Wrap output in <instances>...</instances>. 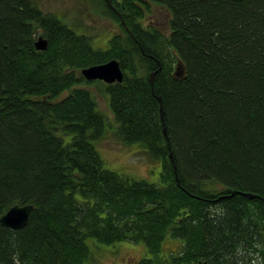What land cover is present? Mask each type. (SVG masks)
<instances>
[{"label": "trees", "instance_id": "trees-1", "mask_svg": "<svg viewBox=\"0 0 264 264\" xmlns=\"http://www.w3.org/2000/svg\"><path fill=\"white\" fill-rule=\"evenodd\" d=\"M99 1L121 28L107 49L35 0H0V218L33 206L23 229L0 224V264H99L89 240L95 256L143 244L136 264H264V0H112L117 14ZM151 5L168 34L142 26ZM110 60L121 83L81 76ZM93 84L159 185L104 168ZM167 237L180 245L163 256Z\"/></svg>", "mask_w": 264, "mask_h": 264}, {"label": "rangeland", "instance_id": "rangeland-1", "mask_svg": "<svg viewBox=\"0 0 264 264\" xmlns=\"http://www.w3.org/2000/svg\"><path fill=\"white\" fill-rule=\"evenodd\" d=\"M35 1L42 11L55 14L77 33L91 37L92 45L96 49H107L110 39L121 32V28L115 19L101 16L102 4L99 0ZM168 19V13L164 8L151 5L150 12L145 15L141 23L143 27L155 26L159 32L166 35L168 34ZM83 87L95 93L98 108L106 115V131L108 132L101 141L95 143V148L103 161L104 168L133 180L159 185V165H153L149 162L136 146H125L116 138L114 133L116 124L107 108V101L100 85H83ZM87 243L92 249L94 260L99 264H136L140 259L149 257L143 244L140 243L133 244L123 241L105 246L103 247L105 249L98 250L97 256H95L94 243L91 240ZM177 245H180L178 240L167 237L162 244L161 255L166 256ZM259 262L260 260L257 259V263Z\"/></svg>", "mask_w": 264, "mask_h": 264}, {"label": "water", "instance_id": "water-1", "mask_svg": "<svg viewBox=\"0 0 264 264\" xmlns=\"http://www.w3.org/2000/svg\"><path fill=\"white\" fill-rule=\"evenodd\" d=\"M105 2L107 6L117 14L116 9L112 5V0H105ZM121 22L122 24H124L122 20ZM34 47L37 51H46L48 48V42L42 36H38L34 42ZM80 74L86 81H101L104 84H108V85L114 83H121L123 80V73L120 68V64L116 60H110L100 65H93L84 68L80 71ZM182 74H183V66L180 62H178L174 75L175 77L180 78ZM155 75H156V71L149 74V82L151 86L153 85V80ZM158 101L161 105V98H158ZM159 113H160V119L163 122V112L161 106L159 109ZM163 132L165 133V129H163ZM169 158L172 160L171 154L169 155ZM176 181L178 182L177 177H176ZM241 194L248 199H253L255 197V195L250 193H241ZM233 195L234 192H232L230 196ZM32 211H33V206L31 205H24V206L15 205L10 209H8L1 216L0 224L12 230H21L27 225L29 216Z\"/></svg>", "mask_w": 264, "mask_h": 264}, {"label": "flooded vegetation", "instance_id": "flooded-vegetation-1", "mask_svg": "<svg viewBox=\"0 0 264 264\" xmlns=\"http://www.w3.org/2000/svg\"><path fill=\"white\" fill-rule=\"evenodd\" d=\"M199 264V263H198Z\"/></svg>", "mask_w": 264, "mask_h": 264}]
</instances>
